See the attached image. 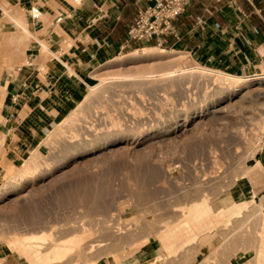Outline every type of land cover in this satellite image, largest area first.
Segmentation results:
<instances>
[{"label":"rangeland","instance_id":"rangeland-1","mask_svg":"<svg viewBox=\"0 0 264 264\" xmlns=\"http://www.w3.org/2000/svg\"><path fill=\"white\" fill-rule=\"evenodd\" d=\"M143 47L153 46L141 44L139 49ZM158 48L164 57L118 63L131 50L96 68L81 83L72 108L58 122L48 123L39 140H26L17 158L2 166L0 248L8 239L15 241L24 263L13 252L5 253L20 264H52L37 262L23 251L22 241H36L44 252L54 241L71 236L80 238L77 249L55 264H117L114 255L127 254L118 256L122 261L141 252L134 249L139 241L150 246L151 264H244L256 249L264 250V216L257 217L261 213L249 193L250 185L255 194L264 193V186L255 183L258 167L253 165L264 142V127L258 124L264 118V75L240 76L242 83L230 91L193 69L207 66L186 53ZM173 53L182 55L196 73L171 84L156 83L152 91L133 87L129 80L115 89L103 85L96 94L103 93L87 97L86 85L97 84L96 77L129 70L155 74L174 65ZM183 61L178 67H184ZM88 104L94 116L74 121L86 116ZM74 127H80L76 141ZM116 128L121 133L114 144L85 153L72 147L82 138L89 142ZM34 152L41 156L37 168L9 179L7 166L17 172ZM203 199L220 209L234 199L242 214L230 227L224 226L227 214L215 216L219 208L188 218V209ZM206 216L220 224L212 240L194 242L170 258L163 236L183 221L191 226ZM193 236L183 229L175 245ZM238 252L247 253L243 259H230ZM125 262L135 264L130 258ZM142 264H149L147 258Z\"/></svg>","mask_w":264,"mask_h":264},{"label":"crops","instance_id":"crops-1","mask_svg":"<svg viewBox=\"0 0 264 264\" xmlns=\"http://www.w3.org/2000/svg\"><path fill=\"white\" fill-rule=\"evenodd\" d=\"M145 7V0H0V172L26 140H39L48 123L58 122L72 108L89 74L141 44L178 49L234 76L264 75V0H189L172 21L171 33L130 41L128 30ZM256 159L255 183L261 187L264 142ZM249 193L264 200V193L255 194L251 185ZM262 216L264 210L257 215ZM215 221L206 216L188 229L199 238L213 235L220 225ZM139 242L134 249L141 252L129 258L135 264L146 258L153 263L150 246ZM246 253L230 259H243ZM0 259L1 264H20L2 248ZM244 264H264V250L256 249Z\"/></svg>","mask_w":264,"mask_h":264},{"label":"bare ground","instance_id":"bare-ground-1","mask_svg":"<svg viewBox=\"0 0 264 264\" xmlns=\"http://www.w3.org/2000/svg\"><path fill=\"white\" fill-rule=\"evenodd\" d=\"M128 54L129 55L127 57H125L124 59L118 61V63H120V64H122L124 62L125 63H131V62H135L137 60L139 61V60H147V59H154V58H156V59L157 58H162V57L165 56V51L163 49L158 48V47H149V48H142V49H139V50H134V51L129 52ZM173 54L174 55H172V57H175V58H173V61H174L173 64L174 65L172 67H170V68H162L158 73H155V74L150 72V71L144 73V72H141V71H138V70H129L127 72L120 73L117 76L109 75L108 77L107 76H104V77H101V78L100 77H96L97 81H98L97 84H94L92 86L86 85L87 86V91H88L87 97H89V96L91 97L92 95L95 96L99 92L103 91L102 90L103 89L102 88L103 85H105L104 87H106V88H108V87L110 88V86L111 87L112 86H119L120 84H118V83H122V82H125V81L129 80L130 81V85H132L133 87L134 86H136V87L137 86H139V87L142 86L143 88H145V89L147 88V90L152 91L151 89H152V87L154 85H156V83H159V82L163 83V81L164 82L166 81L167 82L166 84H168V82L171 81L170 82V84H171L173 82V80H175L178 77L180 78V76H182V78H183L185 75L187 76V74L196 73L195 71L194 72H191L192 70L190 71V68H189L190 64L188 66L187 62L183 61L184 57L182 55H180L178 53H173ZM181 61L185 62L183 68L178 67V64H180ZM194 68H196L197 70H200L199 73H201L205 77H209L212 81H215L216 84L225 85V87L228 90H230V91L233 90V88H236L237 86H239L242 83L241 80H243L241 77L234 76L233 74H230L228 72H225V71H222V70H213L211 68L199 66L198 64L196 65V67H193V69ZM261 80H264V79H261ZM163 84H165V83H163ZM100 86H101L102 89L100 88ZM106 88H104V89H106ZM112 89H115V88L112 87ZM96 90H101V91H98V93L96 94ZM104 92H105V90H104ZM101 93H103V92H101ZM226 93H227L226 95L229 96L228 92H226ZM98 95H100V93ZM97 98H98V96H97ZM85 115L86 116L84 118L82 117L81 119L79 118L78 120L76 119L74 121H78V122L80 121L81 122L84 119V122H85V119H89L90 117H93L94 116V107H91L88 104ZM70 119L72 120V118H70ZM258 124L261 126V128L264 127V118H261L260 122ZM260 126H259V128H260ZM79 128H77V129L75 127L73 128L74 129V133H73L74 137L73 138H74L75 141L78 140V137L80 136L79 133H78V129ZM90 128H92V127H90ZM118 129L119 128H116V129H113L112 131L110 130V131H107L106 133H103V136L101 135L102 138L99 137V139H94L92 137L93 140L89 141V142L84 141L83 138H82L81 141L76 142V144L73 145L72 147H74L75 151H77L78 153H85V152H88L90 150L96 149V148H98L100 146H106L107 144H109V145L110 144H114V143H116V142H118L120 140L119 136H120L121 132H120V129L119 130ZM73 138H72V140H73ZM39 157H41V156L38 155L37 152L36 153L35 152L32 153L31 156L26 160V162L23 163L24 165L21 166L20 169L17 172L16 171L14 172L13 169H8L7 170L8 174L6 173V175H8L9 179H14V178H16L18 176L22 177L26 173H30L31 170H35L37 168V166L39 165L38 164L39 163ZM253 165H254V167L258 166L257 159L254 160V164ZM11 182H13V181H11ZM222 202H224V201H222ZM215 203H217V202H215ZM253 204L256 207L257 213H259V212L261 213L262 210H264V200H262L261 198L255 197ZM212 205H211V203L209 201L204 200V199L200 200V201H197L194 206H192V207H190L188 209V211L186 212V214H187L186 216L189 218L192 215H194L195 213L197 214L201 210L204 211L203 215H205V214L208 215L211 212H214L217 208H219V209H217L218 212L215 214V216H218V215L223 214V213L227 214L229 218L225 221L224 226L225 227H227V226L230 227L231 221L233 219L239 218V216L242 214V212L240 211V207L235 205V204H233V203H231V201H230L229 204H227L226 207L225 206L223 208L221 207V209H220L219 206L215 208L216 205L213 206L215 208V209H213ZM182 215H180V217H182ZM184 215H185V213H184ZM258 215L260 216V214H258ZM184 222L185 221H183V224L181 223L175 229H173L172 231H170L167 234H165L163 236V238H162L164 243L168 242V244L164 245V249H165V251H167V253H168L170 258L172 256H175L176 254H178L181 249L187 247L188 245H190V244H192L194 242L198 243L197 241H199V242H203L205 244L209 243L210 240L214 236V234L213 235L207 234V235H204V236L199 238L196 235H194L191 239H188L184 243L180 242V244L178 243L179 245L176 246L175 243L177 242L176 237L178 235V232H180L183 229H188V227H190L188 223H186V222L184 223ZM36 238H39V237H36ZM79 241H80V238H77L76 236H71V237L56 241V242L54 241V243H52V245L44 252L41 251L40 247H37L38 242H36V241L25 240V241H22L21 244L23 246V251L27 252V253L29 252L32 255V257L37 262L40 263V261H45V262H48V263L50 262L52 264H55V263L63 262L73 251H75V249H77V246L79 245ZM188 242H189V244L186 245V243H188ZM5 243H6V245H5L6 247L4 248V251L5 252H11V253L13 252L17 256V258L22 263H24V259H23V255H22L23 253L20 252L17 249V245H16L15 241H12L11 239H8L7 241H5ZM114 259H115V262L117 264H122L120 257H118L117 255H114ZM0 264H1V259H0ZM41 264H43V263H41ZM149 264H151V262H149Z\"/></svg>","mask_w":264,"mask_h":264},{"label":"built area","instance_id":"built-area-1","mask_svg":"<svg viewBox=\"0 0 264 264\" xmlns=\"http://www.w3.org/2000/svg\"><path fill=\"white\" fill-rule=\"evenodd\" d=\"M135 24L128 30V40L148 42L173 31L171 25L184 12L189 0H145Z\"/></svg>","mask_w":264,"mask_h":264}]
</instances>
